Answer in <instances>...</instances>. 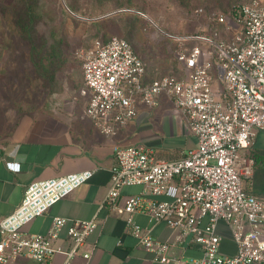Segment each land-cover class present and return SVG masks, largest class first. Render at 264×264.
<instances>
[{
	"label": "built area",
	"instance_id": "2783aa9c",
	"mask_svg": "<svg viewBox=\"0 0 264 264\" xmlns=\"http://www.w3.org/2000/svg\"><path fill=\"white\" fill-rule=\"evenodd\" d=\"M195 13L205 15L211 26L232 30L229 36L217 28L208 34L165 32L179 42L176 58L183 76L167 74L147 80L143 60L119 36L97 41L83 56L84 113L100 132L114 134L136 116L137 102L154 106L163 94L195 136L194 148L170 160L157 158L145 144L114 145L110 183L99 208L126 214V231L153 253L154 261L264 264V198L244 189L254 162L245 150L257 131L264 129V1H241L227 14L203 8ZM7 165L19 169L18 163ZM93 172L29 182L20 204L0 218V262L28 257L46 264L56 252L64 253L65 264L77 254L88 259L95 244L90 250L81 249L99 223L97 213L89 219L55 216L45 233H30L22 227L88 181ZM127 185H142L144 190L121 196ZM160 195L164 198H156ZM138 212L152 223L162 221L175 230L173 239L153 237L150 227L134 221ZM219 222L230 233L232 253L221 250ZM65 226L67 249L54 244ZM188 240L200 247L199 256L184 259L170 254Z\"/></svg>",
	"mask_w": 264,
	"mask_h": 264
},
{
	"label": "crops",
	"instance_id": "0c3cea01",
	"mask_svg": "<svg viewBox=\"0 0 264 264\" xmlns=\"http://www.w3.org/2000/svg\"><path fill=\"white\" fill-rule=\"evenodd\" d=\"M135 107L136 116L126 125L117 127L112 135L100 132L85 113V119H67L65 123L51 118L21 119L7 139L0 143V218L20 204L29 182L93 170L88 181L22 229L30 233H45L55 216L89 219L97 213L99 223L81 249L90 250L95 244L90 257L85 259L77 254L68 264H164L154 261L153 253L141 247L126 231V214L118 216L107 207L99 208L110 183L114 145L145 144L157 158L166 160L177 158L195 147V136L184 116L165 95H160L154 106L137 102ZM245 152L256 156L258 178L254 194L264 198V129L257 131ZM9 162L18 163L19 169H10ZM143 190L142 185H127L122 187L120 194H139ZM146 197L155 198L148 194ZM156 198L163 199L164 196ZM133 219L142 227H150L152 236L160 240H172L176 233L164 222L152 223L140 212L135 213ZM218 231L223 238L221 250L234 252V243L222 222L218 224ZM54 244L63 249L69 247L66 226ZM200 253V247L189 240L170 251V254L184 259L197 257ZM0 264L39 263L28 257H19L12 263ZM46 264H65L64 253H54Z\"/></svg>",
	"mask_w": 264,
	"mask_h": 264
},
{
	"label": "rangeland",
	"instance_id": "374dc122",
	"mask_svg": "<svg viewBox=\"0 0 264 264\" xmlns=\"http://www.w3.org/2000/svg\"><path fill=\"white\" fill-rule=\"evenodd\" d=\"M241 1L25 0L28 18L19 0H0V143L21 119L86 118L82 61L97 41L128 40L145 64L147 80L180 77L185 72L176 58L179 42L165 32L208 34L217 28L229 36L232 28L211 26L195 11L227 14Z\"/></svg>",
	"mask_w": 264,
	"mask_h": 264
},
{
	"label": "trees",
	"instance_id": "16d2710c",
	"mask_svg": "<svg viewBox=\"0 0 264 264\" xmlns=\"http://www.w3.org/2000/svg\"><path fill=\"white\" fill-rule=\"evenodd\" d=\"M19 1H20L19 3L21 4V6L24 8V10L26 8V10H25L26 11V15L29 18V13L28 12H29L30 7L29 6L25 7V0H19ZM234 4H236V3H234ZM233 5L231 6V8L233 7ZM231 8H230V10H231ZM25 26H26V24L22 25V27H25ZM131 46H132V44H131ZM247 155L252 157L254 162H253V173H252V176L249 179L246 180L245 185H244V189L247 192H250V193L254 194V190L257 187V178H258L257 159H256V156L254 154L247 153Z\"/></svg>",
	"mask_w": 264,
	"mask_h": 264
},
{
	"label": "water",
	"instance_id": "95a60500",
	"mask_svg": "<svg viewBox=\"0 0 264 264\" xmlns=\"http://www.w3.org/2000/svg\"><path fill=\"white\" fill-rule=\"evenodd\" d=\"M114 12H115V11H112V12H110V13H107V14L103 15V16L110 15V14H112V13H114ZM103 16H100V17H103ZM100 17H97V18H100Z\"/></svg>",
	"mask_w": 264,
	"mask_h": 264
}]
</instances>
